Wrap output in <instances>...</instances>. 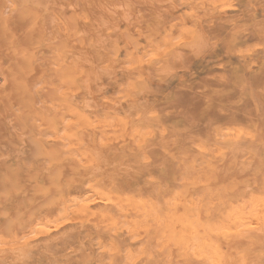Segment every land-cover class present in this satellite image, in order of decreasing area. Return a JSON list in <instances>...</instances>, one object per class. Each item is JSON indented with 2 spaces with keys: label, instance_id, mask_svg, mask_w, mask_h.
Masks as SVG:
<instances>
[{
  "label": "rangeland",
  "instance_id": "obj_1",
  "mask_svg": "<svg viewBox=\"0 0 264 264\" xmlns=\"http://www.w3.org/2000/svg\"><path fill=\"white\" fill-rule=\"evenodd\" d=\"M224 1L0 0V178L18 173L22 189L6 183L16 194L0 211V241L12 244H0V264H204L175 252L167 256L165 249L160 255L156 237L127 231L141 216H123L97 193L158 204L189 194L194 201L213 200L246 212L257 198L264 200V0ZM82 7L89 15L84 37L95 46L85 88L68 97L92 119L127 117L144 141L141 147L140 136L103 146L100 135L94 142L86 134L85 148L96 163L79 171L80 181L71 183L55 207L50 205L55 192L36 196L34 181L28 180L49 169L58 146L54 124L63 90L57 68L61 55L71 54L58 26L72 28L73 12ZM181 34L188 39L181 40ZM131 37L148 46L150 67L130 66L125 55L115 59L116 45L122 54L135 47ZM150 52L163 54L152 58ZM196 174L208 175L210 182L195 186ZM86 198L93 209L110 212L116 225L73 221L72 207L78 209L77 202ZM22 215L33 216L29 225L28 219L24 226L16 222ZM38 224L57 229L41 235L45 228ZM257 232L243 247L256 257L255 264H264V225ZM132 255L140 257L132 261Z\"/></svg>",
  "mask_w": 264,
  "mask_h": 264
},
{
  "label": "bare ground",
  "instance_id": "obj_2",
  "mask_svg": "<svg viewBox=\"0 0 264 264\" xmlns=\"http://www.w3.org/2000/svg\"><path fill=\"white\" fill-rule=\"evenodd\" d=\"M102 1L109 2L110 0H102ZM218 3L220 4L221 0H218ZM227 6L229 7V5ZM80 10L81 11L73 12L72 28L66 25H63V24L58 26L60 34H62L69 41V47H70L69 52L71 53L70 55H68V53L66 52L65 54L61 55L60 57L61 63H59V68H57L59 69V75L57 79L58 89L61 88V91L63 90V92L60 93L58 97L59 102H58V105L56 106V108H58L57 109V119L54 124L56 128L55 134H57L56 135L57 137L53 139H58V146L55 147L52 151V155H51L52 161L50 163L49 169L38 171L36 174L30 175L29 176L30 179L28 180V182H30V180L34 181L33 182L34 192L36 196L38 195L42 197H49L54 191L56 195L52 197L53 199L50 202V205L55 206V207H58L60 205V203L62 202L65 196V190L71 188V183L73 182L75 183V181L76 182L80 181L77 178L79 171L82 168L90 167L96 163L95 158H94L95 154L93 156L92 153L89 152L85 148L84 138L86 134H90L94 142L96 141L97 136L100 135L102 138V141L99 143L100 145H103V146H107L108 144H111L112 142L118 141V140L135 141L136 138L140 136L139 137L140 140L139 138L137 140L141 141L139 142L141 143L139 144L141 147L143 145L142 141H144V136L143 138L141 137V131L129 119H127V117L119 116L117 114H114V115L111 114V115L106 116L103 119H92L90 116L86 114V112L84 111V108H82L84 106H80L79 103H76L73 100L72 95H70L71 97L70 96L68 97V94H74V93L80 92L82 91V87L85 88V85L83 84L85 83L86 78H90L89 77L90 71L88 68H89V64L92 62L91 57H93L92 55L89 56L90 55L89 51L93 50L95 46L94 41L88 42L87 39L84 37V30L82 26L86 24L89 19L88 17L89 15L86 11L87 8L82 7V9ZM182 18L183 17L181 16V19ZM194 19H197V18H194ZM182 22L184 23L185 21H182ZM188 34H193V32L191 33V30H190ZM184 36L183 34H181L179 38L183 37V39L181 38V40L185 41L188 38L185 39ZM190 36H193V35H190ZM179 38H177V40ZM131 41L133 45H135V47L129 49L126 54H122L121 49L119 48V46L116 45V47L114 48L115 59L119 60L122 57V55H125L126 57H128L129 60L132 61V64H130V66L134 65L138 69H141L144 67H150V61L148 58H146V53H145V49L148 46L142 43L141 40L138 38L131 37ZM177 42L179 43V41H176V43ZM166 45L163 46L164 47L163 49H167L165 48ZM170 45L168 46L172 47L173 43L171 42ZM174 45H175V42H174ZM161 48L160 50H162ZM79 49H84L85 54H82V52H78ZM4 51L5 50H3V52ZM150 53L154 54L152 55V58H154L153 56L157 57V56H160V54L161 55L163 54L162 52L160 54L158 53V55H155L157 54L156 52H150ZM149 116H152V115H149ZM231 131L234 134H236L235 131H238V130L233 131L231 129ZM231 131L230 133L229 132L228 133L231 134ZM239 133L240 132H238V134ZM55 134H52V137ZM237 135H236V138H237ZM229 136L226 135V138ZM48 139H51V137ZM198 149H200V147ZM217 149L218 151H216ZM217 149L216 150L214 149V152L215 151L222 152L221 150H219V148ZM145 159H148V158H145ZM71 174H72L71 180L67 181L66 178L67 177L70 178ZM18 178H19L18 173H14L12 176L4 175V177L0 178V187H1L0 188V211L2 210L3 207H7L5 205V201L7 202L13 197V195L16 194V192L14 191L9 192L6 190V183L8 181L13 182L15 187L19 191L22 190L18 183ZM150 180H152V178ZM209 182H210V178L206 174H196L193 177V183L197 187L206 186L205 184ZM91 189L93 193L94 187H91ZM94 194H93L94 197L97 196ZM97 194H98V199L100 198V200H103V202H106L108 205L119 207L121 214L123 216L126 217L130 213H134V214H137L138 216H141L143 219L140 220V222H130L127 224V228L128 227L130 228V230H127V231L128 232L131 231L134 233H144L148 237L149 236L156 237L159 240V246H158L159 250L157 251H159L160 255H163V251L165 249L166 251H168L167 256H172V254L175 252L179 257H182L184 259L193 258L196 260H200L204 264H255L256 257L250 254L247 248L243 247V243L246 241H250V238L252 237V235L250 236V234H253L251 232L258 231L257 233H259L260 231L263 230L264 200L262 201V199L261 201H259V198H257L258 201L257 200L254 201L252 205V209L249 210V212H246V210L244 209L235 211V209H233L230 206L226 208L225 203L215 202L213 200L194 201L191 195L189 194H180L174 199L164 201L161 204H158L152 201L147 202V201H142V200L130 201L129 199H127L128 200L127 201L126 199L121 200L112 195L102 196L103 193L101 195L100 193H97ZM76 198H79V197H76ZM93 198L91 196L92 200ZM88 199L86 198V200ZM86 200H80V201L77 200L80 204L77 202L78 209L76 210H74V207H72V205L69 206V207H72V210H73V212L70 210L72 212L71 217L74 219L73 221H77L75 219H79L80 221L81 220L82 221L93 220V221H98L102 224H105L106 226L116 225L115 218L110 214V212L93 209L91 207V203H89V200L88 201ZM29 201H32V202L35 201V198L28 199L27 201H25V204L24 203L23 204L29 205ZM83 201H86L87 203L86 202L84 203ZM69 213L67 214V216L70 215ZM67 216L65 217L63 216L64 217L63 219H66ZM26 217L27 216L22 215L16 219V222H18L21 226H24L27 223L29 225L30 223L29 221L33 220L32 219L33 216L29 215L28 218ZM27 219H28V222L26 223ZM59 221L60 220L56 219V221L54 222L57 224V222ZM70 221L72 222V220ZM54 222L52 223L54 224ZM40 224L44 226L46 225L44 222H41ZM40 224H38V226ZM50 224L48 225L50 226ZM44 226H41V227H44ZM35 227H37V225ZM39 227L37 228L41 229V227L40 228ZM52 227L50 226L49 229H51ZM54 227L55 229H57V226H54ZM49 229L48 228L41 229L39 230V233L43 232V230L50 232ZM34 231H35V228H34ZM34 231L30 230L28 234L30 233L32 234V232L33 234H35L36 232L34 233ZM115 231H116V227L113 232L114 234L116 233ZM38 234L37 236L40 235ZM43 234H45V232H43L41 235ZM31 236L35 238L34 235H31ZM138 236L139 235H137L136 239L138 238ZM24 237H23V240H24ZM32 237L29 236L28 240L31 239ZM139 237H141V235ZM253 237L255 238V236ZM0 242H1L0 244L5 243L7 246V242L4 239H2V241ZM21 242L22 241L18 242L17 244L20 245ZM8 244L10 246L11 243L9 242ZM14 244H16V242H14L13 245ZM1 246L4 247V245H1ZM9 246H7V248ZM223 246H225V250H223ZM112 247L111 249L114 250L115 248L114 247L112 248ZM142 248H143V245H142ZM104 249L102 248V251H104ZM111 249L109 250L110 252H112ZM127 253L129 255V252ZM140 255H143V253ZM136 256L140 257L138 255ZM136 256H134L135 258L132 261H135V259L137 258ZM166 257H164L165 260H166ZM131 259L132 258L130 257V260ZM133 263L134 262H132V264Z\"/></svg>",
  "mask_w": 264,
  "mask_h": 264
},
{
  "label": "snow or ice",
  "instance_id": "obj_3",
  "mask_svg": "<svg viewBox=\"0 0 264 264\" xmlns=\"http://www.w3.org/2000/svg\"><path fill=\"white\" fill-rule=\"evenodd\" d=\"M117 264H120V262H117Z\"/></svg>",
  "mask_w": 264,
  "mask_h": 264
}]
</instances>
